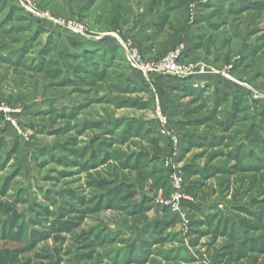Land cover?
Here are the masks:
<instances>
[{
	"label": "rangeland",
	"instance_id": "374dc122",
	"mask_svg": "<svg viewBox=\"0 0 264 264\" xmlns=\"http://www.w3.org/2000/svg\"><path fill=\"white\" fill-rule=\"evenodd\" d=\"M219 1L0 2V264H264V0Z\"/></svg>",
	"mask_w": 264,
	"mask_h": 264
},
{
	"label": "built area",
	"instance_id": "2783aa9c",
	"mask_svg": "<svg viewBox=\"0 0 264 264\" xmlns=\"http://www.w3.org/2000/svg\"><path fill=\"white\" fill-rule=\"evenodd\" d=\"M25 5L31 7L33 4V0H21ZM59 25H63L65 28H68L72 32L76 33L78 31L83 32L84 27L82 24L78 22H66L65 20H59L56 22ZM127 48V58L128 63L133 70H137L141 72L146 78H149L152 75H161V74H168L173 77H192L200 72L196 71L195 66L187 65L182 63L180 54H182V50L179 52H172L164 56L163 59L158 61L157 63H148L144 61L143 57L141 56L139 50L137 48ZM203 72V71H201ZM168 120L165 117L159 116L158 124L160 125L163 133L171 139L173 145L178 144L177 138L170 133V131L166 130V124ZM178 199V198H177Z\"/></svg>",
	"mask_w": 264,
	"mask_h": 264
},
{
	"label": "crops",
	"instance_id": "0c3cea01",
	"mask_svg": "<svg viewBox=\"0 0 264 264\" xmlns=\"http://www.w3.org/2000/svg\"><path fill=\"white\" fill-rule=\"evenodd\" d=\"M154 76H157V75H152V76H150L149 78H146L145 76H143L142 73H139V72H138V75H137V78H136V80H135V83L137 82L138 85L141 86V87H143V86H142V83H143V84L146 83L147 85H150V82H151V80H152V77H154ZM145 80H146L147 82L144 83L143 81H145ZM152 84H153V82L151 83V85H152ZM151 85H150V86H151ZM158 97H159V96H158L157 94H156V95L153 94V100H154V101L159 102V101H158V100H159ZM166 113H167V112H166ZM166 113H163L162 111H158V115H157V116H158V117H159V116L165 117V114H166ZM158 117H157V121H158V119H159Z\"/></svg>",
	"mask_w": 264,
	"mask_h": 264
},
{
	"label": "trees",
	"instance_id": "16d2710c",
	"mask_svg": "<svg viewBox=\"0 0 264 264\" xmlns=\"http://www.w3.org/2000/svg\"><path fill=\"white\" fill-rule=\"evenodd\" d=\"M2 1V0H1ZM0 1V2H1ZM222 2H224V0H220L219 3L222 4ZM232 11H239L238 8L237 9H231ZM69 44H71L74 48H81L83 47V44H81L77 39H74V38H70L69 40ZM132 130V128H131ZM171 217L172 218V215H165V219L167 220V223L165 224V226L167 225L168 226V223L171 221H173V219L169 218Z\"/></svg>",
	"mask_w": 264,
	"mask_h": 264
},
{
	"label": "water",
	"instance_id": "95a60500",
	"mask_svg": "<svg viewBox=\"0 0 264 264\" xmlns=\"http://www.w3.org/2000/svg\"><path fill=\"white\" fill-rule=\"evenodd\" d=\"M2 118V113H0V119Z\"/></svg>",
	"mask_w": 264,
	"mask_h": 264
}]
</instances>
